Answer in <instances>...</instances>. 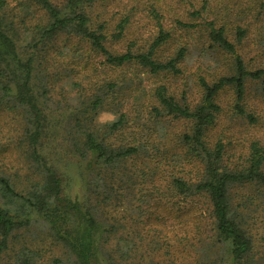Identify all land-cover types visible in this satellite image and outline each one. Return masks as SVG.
Masks as SVG:
<instances>
[{
  "label": "trees",
  "instance_id": "16d2710c",
  "mask_svg": "<svg viewBox=\"0 0 264 264\" xmlns=\"http://www.w3.org/2000/svg\"><path fill=\"white\" fill-rule=\"evenodd\" d=\"M165 1L146 8L130 0L123 7L122 0H0V109L22 114L18 121L33 160L24 189L0 175V264H38L34 250H16L12 242L35 218L75 264H104L101 254L111 264V251L99 238L115 229L104 227L98 208L86 202L104 195L101 202L112 206V195L121 192L186 202L172 204L168 214L180 225L188 214L200 215L197 205H203L208 221L204 229L193 228L205 233L209 227L200 239L207 248L190 264H264L240 209L245 199L234 203L238 189L263 194L264 142H252L244 161L230 164L223 140L210 135L224 110L219 96L226 87L235 96L232 112L256 124L245 108V85L260 80L264 86V67L248 69L225 25L205 18L209 0ZM142 11H149L155 27L145 38L130 19ZM164 15L171 17L169 26ZM234 35L240 42L246 30L237 26ZM191 50L196 58L207 55L218 74L212 80L193 74L199 87L194 104L186 92L175 95L169 79L185 76ZM49 66L69 74L67 96L56 109H62L64 123L58 124L69 152L87 174L82 202L63 195V179L42 153L52 102L45 86L52 80L44 74ZM104 111L114 118L98 121ZM163 218L162 226L169 222Z\"/></svg>",
  "mask_w": 264,
  "mask_h": 264
},
{
  "label": "rangeland",
  "instance_id": "374dc122",
  "mask_svg": "<svg viewBox=\"0 0 264 264\" xmlns=\"http://www.w3.org/2000/svg\"><path fill=\"white\" fill-rule=\"evenodd\" d=\"M126 1L122 0L120 7H123ZM130 1L132 5L136 2L139 5L144 4L147 8L154 0ZM192 1L200 5V0ZM160 5L164 7L166 1L161 0ZM209 5L212 11L206 12L205 18L225 25L228 38L236 44L246 67L248 69L263 68L264 4L262 0H209ZM113 11L116 12L117 7L113 8ZM163 17V23L169 26L171 17L168 15ZM130 19L133 21V28L138 22L139 37H149L155 30L149 11L135 13ZM237 26L246 30V36L240 42H236L234 35ZM210 65L212 64L207 59V55L196 58V52L191 50L186 59L188 69L186 77L169 78L175 95L180 96L182 92H186L188 102L196 103L199 98V87L193 74L198 72L208 80H212L218 74L210 68ZM46 68L44 74H47V79L52 76L51 82L49 80L48 85H45L52 102L51 106L47 107L50 125L47 137L43 138L42 153L62 177L63 195L72 201L82 202L86 198L85 176L87 174L85 176L81 174L80 160L69 152L66 138H63L64 126L61 125L62 123L58 124V122H63L60 114L62 109H56L57 102L62 99V94L67 96L63 86L66 89L69 88L66 84L69 74L67 71H60L52 66ZM40 86L39 82L37 89ZM40 92H42L41 89ZM234 98L232 88L226 87L222 91L219 102L224 110L210 134L212 140H223L226 150L225 162L230 164L242 163L252 142L257 140L264 142V86L262 82L247 80L245 85V108L257 119L256 124H249L244 117L232 112L231 106ZM21 115L15 109L5 107L0 109V175L8 178L19 190L24 189L28 184L31 172L30 163H33L29 155L30 149L27 146V135L19 125L18 119ZM113 118L112 113L104 111L98 115L97 120L104 122ZM262 191L263 194L259 195L253 190L238 189L239 194L234 201L236 204L240 201L239 199H245L240 209L247 218L249 230L255 240V249L260 252V255H264V189ZM247 195L250 197H246ZM103 196L92 195L87 200L86 207H97L100 212L98 216L100 223L104 224V227L112 225L115 229L110 235L106 233L103 238H99V241L104 243V248H107L108 252L111 251V264H172V261L175 264H190L195 255L198 257L199 252L201 251L202 254L207 248V244L200 239H205L209 227H206L205 233L204 231L197 233L193 228L195 223L204 229L203 222L208 221L205 219L206 216L201 214L204 211L201 208L202 204L197 205L201 216L188 214L180 225L168 214L171 212L172 204L179 202L181 206L187 205L184 201H169L168 199L158 201L150 195L139 199L138 195L132 196L128 192H121L112 195L113 205L109 206L101 202ZM164 215L169 222L162 226ZM194 217L199 218L194 220ZM35 219L27 227L17 231L16 236H12L14 249L26 246L34 250L37 253L38 264H75L72 255L49 230V227L41 218ZM176 236H179L180 240ZM100 258L103 259L104 264L109 260L102 254Z\"/></svg>",
  "mask_w": 264,
  "mask_h": 264
}]
</instances>
